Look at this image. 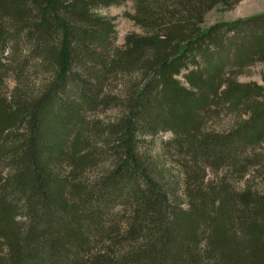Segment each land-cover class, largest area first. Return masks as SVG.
<instances>
[{
	"label": "trees",
	"instance_id": "16d2710c",
	"mask_svg": "<svg viewBox=\"0 0 264 264\" xmlns=\"http://www.w3.org/2000/svg\"><path fill=\"white\" fill-rule=\"evenodd\" d=\"M127 1L0 0V264H264V193L245 182L264 180V91L233 80L264 63V16L204 29L243 0H134L144 34L119 48L96 11ZM213 106L252 119L204 130ZM167 132L180 186L151 154Z\"/></svg>",
	"mask_w": 264,
	"mask_h": 264
},
{
	"label": "rangeland",
	"instance_id": "374dc122",
	"mask_svg": "<svg viewBox=\"0 0 264 264\" xmlns=\"http://www.w3.org/2000/svg\"><path fill=\"white\" fill-rule=\"evenodd\" d=\"M97 14L109 21L114 25V36H115V46L123 48L126 45V39L129 36L137 35L143 36V31L139 28L132 17L135 15V3L134 0H128L120 6H111L108 8H100L97 11ZM264 16V0H243L238 4H234L230 8H225V6H218L209 12L206 17L202 27L204 29H209L217 25H227L233 24L239 21H246L253 18H258ZM233 80L242 85V86H257L263 89L264 91V63L255 61L252 65L245 66L243 68H238L233 75ZM182 83H185L184 79H181ZM15 81L9 79L6 83L4 90V96L9 95V93L14 89ZM264 95V92H263ZM89 122H99L102 123L108 122L110 119H116L117 115L112 112L101 113L91 112L86 116ZM252 119V115H246L239 111H234L231 107L223 106L218 108L213 106L211 109V114L203 122V129H209L211 131H220V130H233L247 121ZM172 137L171 133H161L153 140V146L151 148V154L154 158L159 161V166L161 171L164 169L166 179H161L162 184H183V173L180 166L177 164H169L166 162V158L163 157L162 152V142L170 140ZM151 139L145 142L144 147H146ZM144 153H148L149 150H142ZM255 152L260 156L264 155V146H256ZM104 168V163H100L96 166H91L82 169L78 173V178L80 181H88L95 178L97 172L100 171V168ZM74 168L69 165H65L62 170V174L70 175L73 172ZM252 171V170H251ZM250 171V173H251ZM249 174V173H248ZM72 176V174H71ZM253 174H250L245 178V182L252 181L251 184L254 185V190L264 193V180L261 178H254ZM209 180L216 181L220 179H225L226 182L232 184L236 188L243 190V181L238 180L237 176H233L229 171H222L217 175L209 174ZM76 180V181H79ZM180 191H178L179 193ZM184 201V200H182Z\"/></svg>",
	"mask_w": 264,
	"mask_h": 264
}]
</instances>
